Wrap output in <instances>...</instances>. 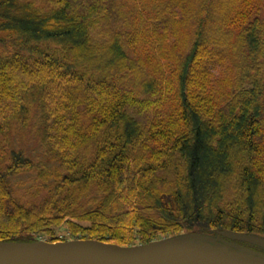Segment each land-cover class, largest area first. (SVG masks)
Here are the masks:
<instances>
[{"label": "trees", "instance_id": "1", "mask_svg": "<svg viewBox=\"0 0 264 264\" xmlns=\"http://www.w3.org/2000/svg\"><path fill=\"white\" fill-rule=\"evenodd\" d=\"M64 218L264 239V0H0V241Z\"/></svg>", "mask_w": 264, "mask_h": 264}, {"label": "water", "instance_id": "2", "mask_svg": "<svg viewBox=\"0 0 264 264\" xmlns=\"http://www.w3.org/2000/svg\"><path fill=\"white\" fill-rule=\"evenodd\" d=\"M221 235L264 248L263 238L227 231L215 238L184 234L137 246L91 239L0 241V264H264V256L235 250Z\"/></svg>", "mask_w": 264, "mask_h": 264}, {"label": "rangeland", "instance_id": "3", "mask_svg": "<svg viewBox=\"0 0 264 264\" xmlns=\"http://www.w3.org/2000/svg\"><path fill=\"white\" fill-rule=\"evenodd\" d=\"M29 141L31 142V139L29 138ZM27 146L29 147V149L31 150L32 154L34 156H36V158L39 159V161H44V158H43V155L41 153V150L39 148L38 145L36 144H32V143H28ZM25 178H22L20 179L19 181L23 180ZM18 188H21V187H18ZM20 192V191H18ZM66 219L64 218L59 224L57 225H53L51 226L50 228L54 230V236L56 239H66V238H71L73 236H71V234H69V230L67 229L66 227V223H65ZM85 223V222H83ZM39 238L42 240H44L43 238V235H40ZM240 244V245H239ZM239 244H236L234 243L233 245V248L235 250H245L247 252H261V253H264V250H262L261 248H258V247H255V246H252V245H249V244H246V243H239Z\"/></svg>", "mask_w": 264, "mask_h": 264}]
</instances>
